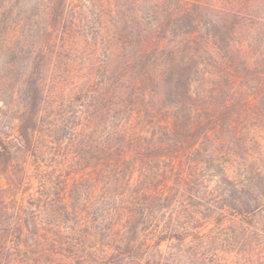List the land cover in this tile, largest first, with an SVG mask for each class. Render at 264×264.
<instances>
[{"label":"trees","instance_id":"trees-1","mask_svg":"<svg viewBox=\"0 0 264 264\" xmlns=\"http://www.w3.org/2000/svg\"><path fill=\"white\" fill-rule=\"evenodd\" d=\"M5 1L0 53L32 71L31 104L0 136V264H264L246 233L264 209L255 179L246 201L225 174L223 204L192 202L193 157L237 104L220 88L222 72L240 81L231 10L250 0ZM69 84L89 111L66 105Z\"/></svg>","mask_w":264,"mask_h":264},{"label":"rangeland","instance_id":"rangeland-1","mask_svg":"<svg viewBox=\"0 0 264 264\" xmlns=\"http://www.w3.org/2000/svg\"><path fill=\"white\" fill-rule=\"evenodd\" d=\"M9 8L6 7V1L1 0L0 14H5V16H0V21L10 16ZM239 9L237 6L234 7L231 14L237 12L241 16V19L238 16L235 17L241 20V23L237 25L244 26L240 31L239 38L245 39L244 42L249 50L246 53L248 56L241 58L237 52H229L234 68L240 69V81H236L221 71L229 83L220 88L224 97L234 98L237 104L232 108L230 117L221 118L215 128L203 136L201 152H197L193 157L196 163L193 164L192 174L197 181L195 192H193L194 199H192L194 204L201 200L208 201L213 205L223 204L220 194L224 196V193L219 182L225 174L233 182L228 187V194L231 192V195H235L238 200L246 201L248 199L250 192L243 186L249 185L248 182L251 179H255L257 184L264 187V73H262L264 70V0H250L247 7L243 8L247 11H240V13ZM216 13L218 20L224 16L221 10L216 9ZM246 18L247 20L253 18L254 22L244 20ZM14 20L19 26L22 24L28 26L29 24L22 21L20 17L14 18ZM202 35L199 40H203ZM9 40L12 41V38L10 37ZM223 48L224 52L228 51L225 49V45ZM206 57L203 55L199 59L201 66H205L209 62L205 60ZM212 57L228 64L229 59L225 61L222 56ZM31 66V62H28L25 56L19 58L17 55L0 53V136L4 138L13 137L17 118L26 112L31 104L28 94ZM244 67H246L245 70ZM219 68H224V65L220 64ZM217 70L220 69L217 67ZM213 78L217 79L218 77L215 75ZM63 88L64 92L61 97L64 98L66 105L74 103L75 106H79L76 101V98H79L82 109L90 110L86 103L91 100L92 95L79 94L80 88H74L70 84ZM212 88L210 87V89ZM45 92L46 89L42 92V99H44ZM217 97H220V93ZM55 105L53 106L55 107ZM61 105L62 103L58 108ZM233 186L235 188H232ZM233 225L238 233H245L247 225L240 226L238 221ZM246 233L261 238L262 244L255 250V254L258 258L257 254L260 253L258 251H261L260 257L264 262V209L257 214L255 223L247 229Z\"/></svg>","mask_w":264,"mask_h":264}]
</instances>
